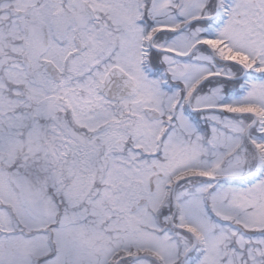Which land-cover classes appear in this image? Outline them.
Here are the masks:
<instances>
[{"label":"snow or ice","instance_id":"obj_1","mask_svg":"<svg viewBox=\"0 0 264 264\" xmlns=\"http://www.w3.org/2000/svg\"><path fill=\"white\" fill-rule=\"evenodd\" d=\"M0 264H264V0H0Z\"/></svg>","mask_w":264,"mask_h":264}]
</instances>
